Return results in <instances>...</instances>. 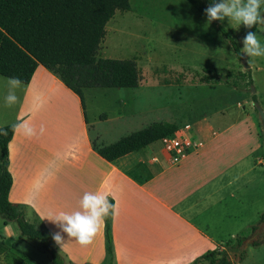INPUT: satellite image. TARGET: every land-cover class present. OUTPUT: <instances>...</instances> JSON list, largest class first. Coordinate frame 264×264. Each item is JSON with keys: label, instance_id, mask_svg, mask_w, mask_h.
Masks as SVG:
<instances>
[{"label": "rangeland", "instance_id": "obj_1", "mask_svg": "<svg viewBox=\"0 0 264 264\" xmlns=\"http://www.w3.org/2000/svg\"><path fill=\"white\" fill-rule=\"evenodd\" d=\"M129 2L131 11L115 12L113 18L106 24L98 58L135 60L140 71L136 89L86 90L83 93L84 112L81 114L80 106L71 100L64 89L58 85L41 82L36 77L31 85V93L23 105L20 123L27 121L34 128L35 134L28 137L21 131L18 132L23 136L17 139L19 151L24 156L28 153L38 154L37 162L40 163L54 165L69 163L68 169L63 168L61 172H42L43 175H48L49 188L57 192L52 207L68 213L80 210L77 197L83 185L79 182V167L73 159L66 157L65 153L71 146L77 149L85 146L83 123H87L89 134L94 139L93 127H97L95 122L104 113L114 114V110H111V107L115 106L114 102L132 100L127 113L131 115L128 117L133 118H128L122 130L105 140L104 144L114 142L119 137L143 129L152 123H173L179 129L188 125L190 135L194 138L205 128L211 127L217 132L241 117L246 115L254 117L260 145L255 156L261 158L262 165L257 166L256 171L244 181L233 184L229 191L234 192L238 185L252 178H261L258 186L247 187L243 195L247 216L255 215L257 211L263 212L264 129L256 106L264 113V58L243 55L237 57L233 54L229 43L217 33L212 22H208L203 11L211 0H129ZM220 23L231 34L239 49L243 47L242 40L248 31H256L261 43L264 44V25L247 29L243 25L228 21L227 18ZM242 57L249 66L248 69L243 67ZM203 70H214L222 78H225L226 73H230L232 76L230 82L235 79L237 86L230 88L220 83H201L199 80L204 75ZM245 72L250 77L243 75ZM32 92L39 94L32 95ZM154 144L145 156L159 153V143ZM24 161L29 163L26 159ZM9 172L12 174L13 170L10 169ZM9 200L13 201L12 195ZM33 205L41 207L46 206V203ZM26 213L28 219H31L30 211L26 210ZM229 232L232 233L227 235L234 234L231 229ZM1 236L6 237L9 243L16 242L18 250L29 260L36 264H47L48 259L36 240L17 241L19 236L17 226L11 222L5 223L0 218V239ZM239 236L247 238L253 236V240L247 247L244 244L246 256L242 262L234 259L229 252L233 264H264V242L258 247L250 246L252 242L257 241V236L250 229ZM234 239L221 244L222 249L226 248V243L232 245ZM71 240L78 243L75 239ZM51 244L57 248L64 261L70 260L76 264H82L84 261L97 263L105 251L104 230L101 236L98 234L95 236L90 252L67 249L64 246L60 248L53 239ZM14 255L3 256L2 263L0 254V264H33L28 262L25 256Z\"/></svg>", "mask_w": 264, "mask_h": 264}, {"label": "crops", "instance_id": "obj_2", "mask_svg": "<svg viewBox=\"0 0 264 264\" xmlns=\"http://www.w3.org/2000/svg\"><path fill=\"white\" fill-rule=\"evenodd\" d=\"M36 77L41 82L58 85L64 89L71 100L80 106V113L83 114L84 109L79 97L65 87L55 74L39 66L30 83L22 84L16 90L19 100L10 107L6 106L4 99L8 92V79L1 76L0 127L20 123L23 105L31 93V85ZM38 94L32 92V95ZM130 102L133 101L114 102L115 106L111 107L114 114L104 113L95 122L97 127H93L94 139L89 134L87 123L84 122L85 146L78 149L71 146L65 153V156L73 159L79 167V182L83 189L78 193L77 202H80L85 192L100 191L107 193L109 200L116 207L115 215L108 217L111 257L105 249L97 263L84 261L82 264H191L206 251L213 248L222 249L221 244L248 229L251 230L254 226L256 228L251 231L256 235L260 224L259 216L264 211L247 216L243 192L246 193L247 187L258 186L261 178H252L238 185L234 192L229 191L233 184L244 181L256 171L257 166L262 165L261 158L255 156L260 145L254 117L246 115L229 123L221 131L216 132L210 127L203 129L198 137L193 135L200 146L176 166H168L162 161L153 162L152 157L160 158L161 151L157 154L151 153L149 157L145 156L154 143L108 162L95 151L93 145L107 146L121 138L104 144L105 140L122 130L128 118H133L128 117L131 116L127 110ZM18 132L15 129L8 145V171L13 170L12 174L9 172L12 185L8 199L12 195L13 201L9 202L23 213L27 222L37 230L46 232L52 241L51 234L60 229L44 218L49 212L62 210L52 207L57 192L49 188L48 175H43L42 172H61L63 168L68 169L69 163H40L37 162L36 153L24 156L16 144L17 139L23 138ZM44 154L46 155L45 151ZM25 159L29 163H26ZM44 203L46 206L33 205ZM26 210L30 211L31 219H28ZM229 229L233 231V235H227L232 233ZM103 230L105 222L97 234L101 236ZM62 235L64 247L67 249L90 252L93 248L92 244L81 246L66 234ZM1 239L9 247L14 246L10 252L1 254V258L19 254L25 256L28 262L36 264L18 250L16 242L9 243L3 236ZM16 240L22 242L25 238L18 236ZM38 245L41 247L39 242ZM45 255L47 264H51L50 258H47L49 256L46 253ZM64 264L76 263L67 260Z\"/></svg>", "mask_w": 264, "mask_h": 264}, {"label": "trees", "instance_id": "obj_3", "mask_svg": "<svg viewBox=\"0 0 264 264\" xmlns=\"http://www.w3.org/2000/svg\"><path fill=\"white\" fill-rule=\"evenodd\" d=\"M129 11V0H0V76L18 77L27 85L36 69L42 66L79 97L83 109L85 90L136 89L140 71L135 60L98 58L106 24L115 12ZM203 11L205 13V9ZM212 25L229 43L233 54L241 57L237 43L224 26L219 21H212ZM203 73L201 83L237 86L235 79L230 82V73H226L225 78L214 70H203ZM243 75L250 77L247 72ZM14 125L0 127V218L5 223H14L20 238L37 240L51 264H64L52 246L50 236L27 222L23 213L9 202L12 178L8 171V145L15 133ZM178 129L173 123H152L111 145L93 147L104 160L112 162L170 136ZM262 221L264 213L259 216L258 223ZM246 238L238 235L232 245L226 243L224 249H210L191 264H233L229 252L242 262L246 256L243 248ZM104 239L106 252L111 257L108 218ZM259 245L258 242L251 243L252 247ZM12 248L14 246L9 247L0 239V254L8 253Z\"/></svg>", "mask_w": 264, "mask_h": 264}, {"label": "clouds", "instance_id": "obj_4", "mask_svg": "<svg viewBox=\"0 0 264 264\" xmlns=\"http://www.w3.org/2000/svg\"><path fill=\"white\" fill-rule=\"evenodd\" d=\"M262 7H264V0H211L205 9V15L208 22H223L227 18L228 21L235 22L239 26L243 25L247 29H253L264 25ZM242 44L241 55L264 58V44L261 43L256 31H248ZM22 84L23 81L18 77L8 78V92L4 98L6 106L10 107L18 102L19 97L16 95V90ZM14 129L28 137L35 134L34 128L27 121L17 123L14 125ZM115 213L116 207L109 200L107 193L85 192L80 200V210L71 213L49 212L44 219L60 229V231L51 234L56 245L61 248L64 246L63 233L68 238L75 239L81 246H88L93 242L106 218L115 215Z\"/></svg>", "mask_w": 264, "mask_h": 264}, {"label": "built area", "instance_id": "obj_5", "mask_svg": "<svg viewBox=\"0 0 264 264\" xmlns=\"http://www.w3.org/2000/svg\"><path fill=\"white\" fill-rule=\"evenodd\" d=\"M190 126H184L170 136L160 139L161 159L153 156V162L162 161L168 166L178 165L186 156L195 151L199 146V141L190 135Z\"/></svg>", "mask_w": 264, "mask_h": 264}, {"label": "water", "instance_id": "obj_6", "mask_svg": "<svg viewBox=\"0 0 264 264\" xmlns=\"http://www.w3.org/2000/svg\"><path fill=\"white\" fill-rule=\"evenodd\" d=\"M241 61H242L243 67L245 69H248L249 66L246 64L244 57L241 58ZM256 111L258 113V117H259V120L261 122L262 128L264 129V113L261 111V109L258 106H256ZM252 237L247 238V240H246L247 242L245 244V247L248 246V242L252 240ZM257 242L260 243V244H262L264 242V238H260V239L257 238Z\"/></svg>", "mask_w": 264, "mask_h": 264}, {"label": "flooded vegetation", "instance_id": "obj_7", "mask_svg": "<svg viewBox=\"0 0 264 264\" xmlns=\"http://www.w3.org/2000/svg\"><path fill=\"white\" fill-rule=\"evenodd\" d=\"M256 236H257V238H264V221H262L260 224H259V226H258V228H257V230H256Z\"/></svg>", "mask_w": 264, "mask_h": 264}]
</instances>
